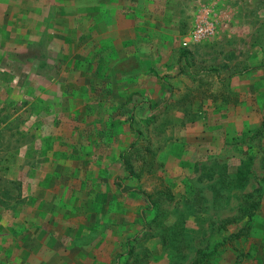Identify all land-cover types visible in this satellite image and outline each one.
Returning <instances> with one entry per match:
<instances>
[{"label":"rangeland","instance_id":"obj_1","mask_svg":"<svg viewBox=\"0 0 264 264\" xmlns=\"http://www.w3.org/2000/svg\"><path fill=\"white\" fill-rule=\"evenodd\" d=\"M161 1L149 28L174 37L146 41L145 71L31 67L3 41L0 227L75 214L98 264H264V0Z\"/></svg>","mask_w":264,"mask_h":264},{"label":"crops","instance_id":"obj_2","mask_svg":"<svg viewBox=\"0 0 264 264\" xmlns=\"http://www.w3.org/2000/svg\"><path fill=\"white\" fill-rule=\"evenodd\" d=\"M161 4V0H0V55L3 41L9 40L10 50L15 52L24 47L32 49L31 67H96L98 78L97 67L103 72L107 67L109 71L111 67H129L128 58L137 56L142 60L138 67L145 71L146 41L152 38L170 41L174 37L149 28L157 20L156 16L147 15L148 10ZM149 51L155 53L151 47ZM136 78L140 83L144 73ZM121 79L124 82V77ZM130 80L125 78L126 83ZM110 129L105 128V132L112 137ZM97 132L98 129H93L95 136ZM109 145L115 147L113 139ZM69 176L74 183L83 181L82 174ZM50 198L58 201L57 208L62 206L61 189L51 193ZM69 212L65 211L64 216L72 214ZM73 216L72 222H59L55 226L48 214L39 228L25 224L23 236L20 226H1L0 264H34L35 257L40 255L43 257L39 258L40 263L46 264L48 259L43 254L52 249L59 257L58 264H98L87 244H83L84 235L76 234L87 225L81 215ZM77 238L81 245L65 252Z\"/></svg>","mask_w":264,"mask_h":264},{"label":"built area","instance_id":"obj_3","mask_svg":"<svg viewBox=\"0 0 264 264\" xmlns=\"http://www.w3.org/2000/svg\"><path fill=\"white\" fill-rule=\"evenodd\" d=\"M214 29L215 28L213 25H210L209 23H205L204 21V23L196 27V29L194 30L192 34L193 36H191L190 40L185 41L183 45L186 47L189 45L191 41L196 42V41L203 40L207 38L208 36H212L215 32Z\"/></svg>","mask_w":264,"mask_h":264},{"label":"trees","instance_id":"obj_4","mask_svg":"<svg viewBox=\"0 0 264 264\" xmlns=\"http://www.w3.org/2000/svg\"><path fill=\"white\" fill-rule=\"evenodd\" d=\"M259 204H260V201L252 203L251 205L252 210L255 211L258 208Z\"/></svg>","mask_w":264,"mask_h":264}]
</instances>
